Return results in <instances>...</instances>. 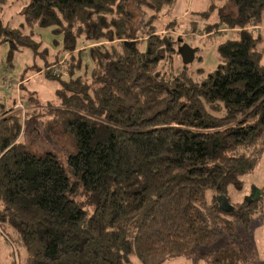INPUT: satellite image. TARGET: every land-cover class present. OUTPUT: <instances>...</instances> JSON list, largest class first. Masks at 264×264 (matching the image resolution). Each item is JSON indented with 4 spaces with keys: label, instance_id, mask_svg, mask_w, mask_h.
Instances as JSON below:
<instances>
[{
    "label": "trees",
    "instance_id": "16d2710c",
    "mask_svg": "<svg viewBox=\"0 0 264 264\" xmlns=\"http://www.w3.org/2000/svg\"><path fill=\"white\" fill-rule=\"evenodd\" d=\"M176 2L30 0L18 26L0 19V85L12 83L0 97L8 264H20L21 252L22 264H130V255L141 264H251L242 237L264 214V190L234 204L229 191L243 190L264 156V0H207L183 33L177 21L157 26ZM48 28L63 38L53 61L36 32ZM186 37L220 40L218 66L198 69V79L174 67ZM21 50L59 82L57 105L26 94L25 76L10 79ZM58 127L76 146L69 171L23 141L31 128L49 138Z\"/></svg>",
    "mask_w": 264,
    "mask_h": 264
},
{
    "label": "rangeland",
    "instance_id": "374dc122",
    "mask_svg": "<svg viewBox=\"0 0 264 264\" xmlns=\"http://www.w3.org/2000/svg\"><path fill=\"white\" fill-rule=\"evenodd\" d=\"M30 2V0H7L4 10L0 13V19L5 23L12 26H18L22 22L21 12L22 9ZM207 0H177L176 4L163 12L157 26H166L171 21H177L182 25H179V32L183 33L184 29L188 27V21L198 20V15L206 10ZM217 17V14L211 16V20ZM264 25V23H263ZM37 34L40 40L43 42V47L48 48L49 59L53 61L56 56L63 49V38L61 36H54L52 29H38ZM264 34V29L262 30ZM183 35V34H181ZM220 40L215 39H201L186 37L185 43L181 44L180 50L183 45H189L194 51H196V57L192 64L187 65L186 71L198 79L196 74L198 69L202 68L206 72L213 71L219 64V55L217 52V46ZM6 48H1V58L3 66L5 67V61L7 58ZM64 59L63 55L59 57ZM60 60V61H61ZM174 67L177 71L183 70L185 65L180 55H174L173 57ZM14 67L8 71L10 79L19 80L21 76L27 78L25 83L26 94H36L39 97L40 104L45 106L47 104L57 105L59 100L56 96V91L60 88L58 81H50L39 74L38 70L44 68V61L36 57L30 50H21L15 54L13 59ZM3 67V72L7 69ZM161 69H167V65L162 66ZM85 69L78 74L84 73ZM63 79H65L63 77ZM18 84L19 82H14ZM15 88L12 89L10 94H13ZM5 87L3 82L0 85V97L5 102ZM7 103H10L7 102ZM27 137H24L29 148L35 152H51L55 154L60 164L67 170L68 158L70 155L76 153V146L73 143L72 138L64 132L63 128L58 127L55 133L51 137H47L43 130L36 133V130L31 128ZM73 176L71 175V179ZM244 187L243 190L237 191L231 188L229 191V199L234 203H241L243 201L257 200L262 191L264 190V156L256 166L255 170L246 175L243 178ZM212 196V192L208 193L209 199ZM220 204L222 208H229V200L225 197L220 198ZM88 214H92L93 207H86ZM13 237L11 233L2 225H0V263H10L12 252H15L14 244L12 243ZM244 249L250 259L251 264H263L264 263V214L257 213L252 215L251 224L247 232L242 237ZM20 250V249H19ZM21 262L24 258V254L21 252ZM130 264H141L138 259L133 255H130ZM164 264H190L187 259L179 258Z\"/></svg>",
    "mask_w": 264,
    "mask_h": 264
},
{
    "label": "water",
    "instance_id": "95a60500",
    "mask_svg": "<svg viewBox=\"0 0 264 264\" xmlns=\"http://www.w3.org/2000/svg\"><path fill=\"white\" fill-rule=\"evenodd\" d=\"M180 56L182 57L183 64L187 66L194 62L196 51H194L189 45L185 44L180 50Z\"/></svg>",
    "mask_w": 264,
    "mask_h": 264
},
{
    "label": "built area",
    "instance_id": "2783aa9c",
    "mask_svg": "<svg viewBox=\"0 0 264 264\" xmlns=\"http://www.w3.org/2000/svg\"><path fill=\"white\" fill-rule=\"evenodd\" d=\"M223 31H228V29L225 28ZM55 73H57V71H55ZM3 77H4V78H7V73H6L5 71L3 72ZM4 83H5V92H8L9 89L12 88V83L9 82L8 80H6ZM17 108H18L19 111H20L19 116H20V117H23L24 112H25V109H26V106H24V105L21 104V103H18Z\"/></svg>",
    "mask_w": 264,
    "mask_h": 264
}]
</instances>
